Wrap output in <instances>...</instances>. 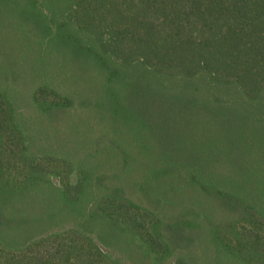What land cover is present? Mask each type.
<instances>
[{
	"label": "trees",
	"instance_id": "1",
	"mask_svg": "<svg viewBox=\"0 0 264 264\" xmlns=\"http://www.w3.org/2000/svg\"><path fill=\"white\" fill-rule=\"evenodd\" d=\"M0 33L53 45L77 84L27 75L26 117L0 65V264H264V0H0ZM107 111L139 114L141 151ZM42 112L97 133L53 147Z\"/></svg>",
	"mask_w": 264,
	"mask_h": 264
},
{
	"label": "rangeland",
	"instance_id": "2",
	"mask_svg": "<svg viewBox=\"0 0 264 264\" xmlns=\"http://www.w3.org/2000/svg\"><path fill=\"white\" fill-rule=\"evenodd\" d=\"M3 34L4 33H0V36L4 37L5 35ZM25 37H28V35L26 36V33H25ZM49 47H53V45L43 44L42 42V44L39 43L35 47V46H32L29 43V41H26L23 44V47L19 49L9 48V45L6 43V41L0 44V65L12 64L13 69H14V65L16 64L17 68L20 69V76L18 78L19 79L18 82H16V85L10 84L12 81H8L10 83L6 81V82H3L4 83L3 86L6 88H10L11 90L10 94L14 98V102L19 105V108L21 109V111L24 113L26 117L32 116L34 118L35 112L31 108V104H30L31 97L30 96L32 92L36 88H38L37 87L38 85H44L43 84L44 82L42 83L37 82V84L36 83L33 84V81L30 82V79L29 77H27V75L32 74V76L35 77L36 75L38 76L41 72H45L46 75L52 74L50 75L49 78H53V79L47 80L46 83L50 84L51 87H53L58 92H62V93L63 92L65 93L70 89H74L77 86L76 83H73L70 86L69 83L72 82V80L70 79V76H72L71 71H68L67 68H64L65 64L60 63L61 60L59 59L60 57H58L59 55L57 54V57H56L55 53L50 51L52 48H49ZM57 64L58 65L60 64V65L58 66ZM69 67L71 69H74V65L72 64L69 65ZM17 68L15 67V69ZM54 76L55 77L57 76L58 79L54 78ZM63 80L69 86L62 83ZM79 85L81 87L83 85L85 86V82ZM41 115L44 116L42 120L43 121L42 126L38 125L35 122L36 128H37L35 130L38 133L43 130H49L52 132V135H54V130L57 131L56 135L59 137H57V139L53 142L54 144L53 147L58 146L59 148L63 150L69 149L73 151L74 153L77 150H80L79 152H81L82 149L89 147V144H86L87 142H84L85 137L91 136V132L92 134H94V132L97 133L96 130H93L91 128H90L91 130L85 129V128L89 129V127H91L90 124H89V127L81 124L80 118L83 116L82 113H80L81 115V116L79 115L80 117L75 114L73 119L71 120H65L60 116H56L55 114L47 113V112H42ZM104 116L106 117L104 121V126H105L104 136L106 135V138L108 140H109V136H111L112 134V129L109 130V127L113 123L112 120H114L116 123L121 124V126L123 125V127L121 128L126 129L124 130V133H122L120 137L118 138L119 147L124 151L132 150L133 153L141 151L140 146H138L140 142L138 139L139 134L137 132L139 130V121L136 119L140 117L138 113L133 115L135 118L132 115H129L128 113L125 114V112L123 111L120 113H116V114H110L107 111V112H104ZM93 126L100 128L98 124H94ZM36 135L38 138L39 134H36ZM108 148L109 150L112 149L110 147ZM109 150H108V153H109ZM58 154L60 155L61 153H58ZM109 158L119 159L116 156L111 157L110 153H109ZM139 158H137L136 162L134 160L133 163H128V166L126 167L128 168L130 166L133 168V172H132L133 176L138 177L139 175L140 176L143 175L144 177H146L147 173L145 172V169H143V171L141 172V169H138L137 164L138 163L141 164V162L154 163V157L147 156V153L145 152L143 153L142 156L140 155ZM102 159H103V162L102 163L99 162V164L102 165V168L100 169V171L103 174L105 173L108 174L109 177L112 175H115L114 168H116L118 161L117 163H114V162H111L112 159H107L106 157ZM95 163H98V160L97 161L95 160ZM121 166L123 167L122 169L124 173L123 162ZM149 175L150 174H148V176ZM200 225L202 226L203 229L208 227L207 224H200Z\"/></svg>",
	"mask_w": 264,
	"mask_h": 264
}]
</instances>
